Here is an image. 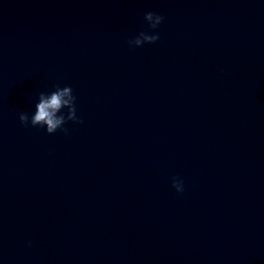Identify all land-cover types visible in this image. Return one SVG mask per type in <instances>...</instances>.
Instances as JSON below:
<instances>
[{"label": "water", "instance_id": "obj_1", "mask_svg": "<svg viewBox=\"0 0 264 264\" xmlns=\"http://www.w3.org/2000/svg\"><path fill=\"white\" fill-rule=\"evenodd\" d=\"M0 264H264V0H0Z\"/></svg>", "mask_w": 264, "mask_h": 264}, {"label": "clouds", "instance_id": "obj_2", "mask_svg": "<svg viewBox=\"0 0 264 264\" xmlns=\"http://www.w3.org/2000/svg\"><path fill=\"white\" fill-rule=\"evenodd\" d=\"M144 20L149 26V31L140 32L134 39L128 40L130 48H140L145 44H155L159 40L158 34H149L155 32L162 24L164 17L154 13L147 12ZM67 109L65 113L63 110ZM19 121L24 127L46 129L48 135L56 133L58 130L65 135L68 129L65 125L68 122L82 124L83 121L77 117L76 97L70 86L63 88L56 86L51 93L41 92L38 96V103L35 105V112L31 116L28 113H20ZM172 187L178 194L184 192L183 181L173 177Z\"/></svg>", "mask_w": 264, "mask_h": 264}]
</instances>
